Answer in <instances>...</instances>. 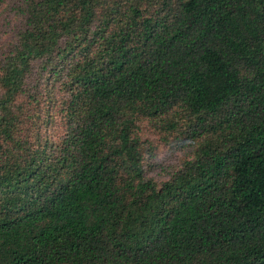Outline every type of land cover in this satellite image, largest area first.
<instances>
[{
  "label": "trees",
  "instance_id": "16d2710c",
  "mask_svg": "<svg viewBox=\"0 0 264 264\" xmlns=\"http://www.w3.org/2000/svg\"><path fill=\"white\" fill-rule=\"evenodd\" d=\"M20 13L0 59V264H264V0ZM143 119L185 153L161 181Z\"/></svg>",
  "mask_w": 264,
  "mask_h": 264
},
{
  "label": "rangeland",
  "instance_id": "374dc122",
  "mask_svg": "<svg viewBox=\"0 0 264 264\" xmlns=\"http://www.w3.org/2000/svg\"><path fill=\"white\" fill-rule=\"evenodd\" d=\"M22 5L23 0H1L0 2V59L9 49V44L14 41L15 33L21 26L22 16L20 9ZM33 66L35 67V72H39L38 64H34ZM34 80L35 79L29 77L30 82ZM40 87H44L43 91H57V86H53V83H48L45 79L42 80ZM36 92H38V90H36ZM47 127L45 131L48 133H61L59 122H55L53 125ZM139 128V135L141 138L145 137L156 145L154 156L155 166L152 169L150 168L148 172L149 176L157 181L166 179L170 171L177 166L179 159L182 158L185 153L181 149H177L171 139L167 140L168 143L160 139L157 136L158 131L156 128L147 120H141L139 122Z\"/></svg>",
  "mask_w": 264,
  "mask_h": 264
}]
</instances>
